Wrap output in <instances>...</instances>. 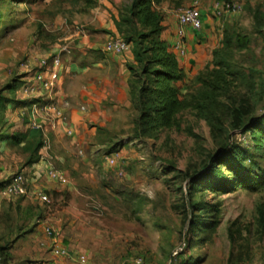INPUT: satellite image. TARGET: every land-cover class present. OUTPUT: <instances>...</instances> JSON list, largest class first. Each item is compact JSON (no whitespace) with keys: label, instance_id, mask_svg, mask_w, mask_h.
<instances>
[{"label":"rangeland","instance_id":"1","mask_svg":"<svg viewBox=\"0 0 264 264\" xmlns=\"http://www.w3.org/2000/svg\"><path fill=\"white\" fill-rule=\"evenodd\" d=\"M116 1L119 6L130 0ZM215 1L190 0L184 6H206ZM222 1L229 7L212 16L214 40L218 46L226 29L251 40L247 49L234 52L233 61L254 67L253 80L247 74L241 78L238 97L250 103L245 120H255L264 114V0ZM232 5L241 9L234 11ZM178 9L162 8L166 30L177 21ZM93 15L90 10L71 6L68 0H0V97L9 100L0 114V132L30 127L31 136L33 129H38L36 124L42 125L49 147L41 153L51 156L53 166L67 178L66 183L55 182L59 190L46 189L49 203L31 196L1 201L0 236L11 239L19 234L23 217L30 211L35 217L25 230L45 220L59 227L60 240L72 256H85L84 261L53 258L48 253L50 244L45 253L39 254L34 245L46 236L43 231L34 233L33 228V234L25 233L20 238L24 239L12 245L10 263L130 264L131 258L141 256L143 264H264V185L224 191L204 190L199 185L197 176L212 169L217 170L215 179L219 180L226 168L222 165L214 169L223 149L207 123L191 109L179 115L177 127L151 136L136 137L132 124L135 113L130 107L114 109L111 104L107 112L90 109L98 113L97 118L87 121L77 133L60 134L51 127L54 118L44 110L53 104L49 97L57 93L67 99L80 98L89 80L86 76L93 72L68 71L64 87L58 80L48 91L35 80V71L45 57L50 60L60 55L59 76L74 56L82 61L86 56L78 51L79 45L85 47L82 40L105 33L100 28L89 31L95 25L89 22ZM185 27L178 25L176 29L180 41L183 36L178 31ZM166 30L161 35L164 40L165 35L170 37ZM115 35L119 36L116 33L107 38ZM180 41L183 55L186 50ZM53 45L57 50L51 53ZM191 82L188 79L180 84L182 94L187 93ZM13 83L16 88L8 87ZM98 127L105 131L97 133ZM230 142L248 151L245 164L253 159L264 169V153L257 152L252 132L241 127L232 133ZM110 154L115 157V165L106 161ZM26 157L18 147L0 144V183L16 173L26 174L31 187H45L51 181L37 175L42 162L27 166ZM191 203H196V208ZM191 222L197 223L192 231ZM206 222L212 226L201 227Z\"/></svg>","mask_w":264,"mask_h":264},{"label":"trees","instance_id":"2","mask_svg":"<svg viewBox=\"0 0 264 264\" xmlns=\"http://www.w3.org/2000/svg\"><path fill=\"white\" fill-rule=\"evenodd\" d=\"M68 1L71 6L79 7L85 12L95 8L100 2ZM189 1L130 0L117 8L118 16L114 18L116 33L130 45L133 56V61L127 64L129 107L135 113L132 121L133 133L136 137L151 136L160 130L177 127L179 115L191 109L196 117L207 123L213 138L223 149L214 169L222 165L226 168V174L219 180L215 179L217 170L212 169L197 176L199 185L204 190L211 188L214 191L229 190L238 186L259 188L264 185V169L253 159L249 164H245L244 160L250 156L248 151L230 142L232 133L245 127V131L253 133L257 152L264 153V114L255 120H245V109L250 103L249 100L238 97L241 78L247 74L253 80L254 67L250 64L237 65L233 61L234 52L247 49L251 40L234 29H226L220 44L212 51L210 62L191 78V86L185 95L182 94L180 84L186 82V74L168 42L161 37L165 30L162 8H181ZM103 31L108 32L104 29ZM253 83L254 81L251 85ZM8 87L13 89L17 85L13 83ZM8 102V99L0 97V114ZM254 102L256 105L257 102ZM29 129L30 127L0 132V144L4 142L8 146L20 148L26 153V165L33 167L39 161L44 135L41 129L32 128L36 134L28 136L31 130ZM101 131L105 129L98 127L97 133L101 134ZM7 181L8 179L1 182L0 187ZM22 197L25 196L2 198L0 202L15 201ZM191 206L196 208L197 204L191 203ZM34 217L28 211L18 228L21 230L19 234L11 239L8 235L0 236L1 264H11L12 245L27 232L25 226ZM204 224L198 225L204 228L212 226L209 222ZM195 228L197 223L191 222L190 230ZM32 262L18 261L14 264Z\"/></svg>","mask_w":264,"mask_h":264},{"label":"crops","instance_id":"3","mask_svg":"<svg viewBox=\"0 0 264 264\" xmlns=\"http://www.w3.org/2000/svg\"><path fill=\"white\" fill-rule=\"evenodd\" d=\"M99 4V6H96L95 8L90 10V12L94 15L89 22L95 25H92L89 31L100 28L107 30L108 32H105L102 35H97V38L95 37V39H90L89 37L87 41L82 40L83 46L85 47H81L82 45H79L80 49L78 51H81L83 56H86L82 59V61H80L77 56H74L72 60H68V63L64 65V68H62V72L59 78L60 85L64 87L67 81L66 79L68 76V71H77L79 73L86 72L87 70L91 71L93 73L89 76L88 74L90 73H88L86 76L89 77L88 82H85L86 89L82 90L83 93L80 95V98L76 97L73 100L70 98L67 99L66 96L64 98L60 97L57 93L49 97V102L57 106L58 103L62 100H66L69 103L68 106H63L62 104H60V107H62V112L66 117H69L70 120V122L66 121V123L59 124L57 126L56 132H59L60 134H62L66 128H70L72 129V131L77 133L79 128L86 126L87 121H89L90 119H96L98 113L90 111V109H97L98 111L102 110L103 112H107L110 104L114 109H120L121 107L130 106L128 94L129 71L127 68V64L133 61L132 53L129 52L124 55H115L103 53L101 51L102 42L106 40L107 36L110 34H116L114 18H117L118 16V3L116 0H100ZM213 4L214 3H209L206 6H200L202 18L201 29L192 30L185 27L184 29H182L183 38L181 41L176 35V29L178 28L177 21L169 24L170 26H168L167 28V30L169 29L168 35H170V37L165 35V40L168 42L171 50L175 53L180 66L183 68L186 74V81L188 79H191L200 69L205 66V64L209 60H211L212 51L217 46L215 42L216 40H214L215 33L212 22V16H214ZM97 13L99 14V16L97 15ZM167 25L168 23H166L164 26L167 27ZM179 41L185 48L186 54L181 55L178 52L177 45H179ZM51 50V53L55 52L57 50L56 46L53 45V48ZM44 51L47 52L48 50ZM57 89H59V85ZM80 104H85L88 110L86 112L80 111L78 108ZM78 137L81 138L79 135ZM77 141L81 142L79 141V139H77ZM58 185L59 184L55 182L48 181L47 185H45V188H49L51 190H59ZM52 192L54 193V191ZM38 221L39 223H36V226L32 224V229L35 228L34 230L36 232L34 233L40 235V232H42L43 223H45L46 221L44 220L42 223L40 220ZM53 227L59 229V227L56 225H54ZM32 229L27 230V232L29 234H33ZM23 235L21 237H23ZM41 239L42 240L39 243L37 241L34 245L35 250H37L39 254L45 253L46 245L50 244V239H48L47 237L42 236ZM48 253L53 258H55V256L51 252Z\"/></svg>","mask_w":264,"mask_h":264},{"label":"built area","instance_id":"4","mask_svg":"<svg viewBox=\"0 0 264 264\" xmlns=\"http://www.w3.org/2000/svg\"><path fill=\"white\" fill-rule=\"evenodd\" d=\"M229 7V4L222 1L217 0L213 4L214 14L220 15L226 8ZM241 9L240 5H232V10L239 11ZM176 19L179 26H187L193 30H200L202 27V18H201V8L199 5L192 6H183L178 9ZM179 35H182V31H178ZM177 49L179 53H183V50L180 46L177 45ZM68 52V49H64ZM101 51L103 53L115 54V55H124L130 52V45L121 37L115 35L107 38L103 44L101 45ZM48 58H42L38 63V68L35 71L34 78L41 85L42 89H46L48 91L53 90V88L58 84V80L60 78V68L61 59L60 55L53 56L49 61ZM63 106H68V102L64 100L62 102ZM45 114L52 116L54 121L51 122V127L54 129L57 128L59 124H64L67 121V117L62 112L60 106L57 105H47L44 107ZM79 110L82 112H86L88 110L85 104H80L78 106ZM36 110V109H35ZM34 110V112H35ZM35 125V124H34ZM38 128L43 131V126L40 124H36ZM65 133L70 135L72 133V129L66 128ZM48 146L47 139H44L43 146L41 148L46 150ZM52 157L40 151V158L38 164L42 162L43 166L39 172H37L38 176L46 177L47 179L58 182V183H66L67 178L66 175L59 169L55 168L51 163ZM106 161L110 165H115L116 160L115 157L110 154L109 157H106ZM35 175V173L33 172ZM29 178L24 173H16L11 176L6 183H4L0 187V199L2 198H17L20 196H31L38 200L40 203H49V196L45 191V187H31L29 184ZM39 223V221H38ZM42 231L44 235L50 239V250L51 253L56 257H64L68 259H77L79 261H84V255L72 256L69 250L62 244L60 240V229L55 228L51 225L43 223ZM130 264H143V259L141 256H135L129 260ZM1 264V263H0ZM239 264H250V263H239Z\"/></svg>","mask_w":264,"mask_h":264}]
</instances>
